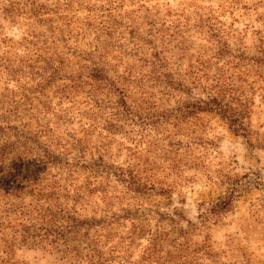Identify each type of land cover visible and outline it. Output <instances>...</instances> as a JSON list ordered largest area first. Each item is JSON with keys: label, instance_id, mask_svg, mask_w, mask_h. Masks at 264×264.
Here are the masks:
<instances>
[{"label": "rangeland", "instance_id": "374dc122", "mask_svg": "<svg viewBox=\"0 0 264 264\" xmlns=\"http://www.w3.org/2000/svg\"><path fill=\"white\" fill-rule=\"evenodd\" d=\"M34 1L28 19L0 0V57L17 66L55 40L67 69L48 84L1 66L0 94L29 98L24 122L64 161L50 172L67 208L83 221L151 214L164 264H264V0ZM97 37L100 73L85 54ZM1 222L0 264H70L52 246H10ZM122 223L115 243L128 244ZM146 236L120 256L139 264Z\"/></svg>", "mask_w": 264, "mask_h": 264}, {"label": "trees", "instance_id": "16d2710c", "mask_svg": "<svg viewBox=\"0 0 264 264\" xmlns=\"http://www.w3.org/2000/svg\"><path fill=\"white\" fill-rule=\"evenodd\" d=\"M8 1L10 8H4V11L10 17L19 16L20 13L30 19L41 12L43 5L37 2L38 8H35L34 0ZM97 41L91 52L85 54L91 63L100 66L98 70L95 68L96 73H100L104 66L97 59L108 49V45L100 44L99 37ZM52 43L53 46H48L44 53L38 50L34 54L37 55L35 59L21 60L17 66L8 63V58L0 57V67L3 66L13 78L29 74L51 84L67 69L65 54L59 51L58 41ZM149 43L155 51L154 56L164 60L160 46L152 40ZM43 44L47 45V42ZM64 46L67 48V42H64ZM103 63L106 61L103 60ZM178 80L170 85L181 89L185 84L180 78ZM16 95L0 94V225L1 219H4L3 223L6 222L15 232L7 243L11 246L19 242L21 246L39 248L52 246L57 253L70 260V264H132V261H126L120 255L127 254L132 242L146 234L150 246L145 249L139 264H164L165 240L162 235L166 230L158 221L156 229H152L154 218L150 217L151 214L143 219H131V215L123 217L106 212L101 214L103 216L99 220L83 221L74 205L68 204L67 208V182L50 172L62 167L64 161L54 152L41 147V130L34 128L32 123L24 122L30 112V108L28 111L24 109L25 101L29 98L23 96L17 100ZM78 193L76 188H72L69 198L74 200L81 196ZM229 205L230 202L225 201L217 208L226 209ZM123 220L132 224L127 236L130 240L128 244L115 243Z\"/></svg>", "mask_w": 264, "mask_h": 264}]
</instances>
